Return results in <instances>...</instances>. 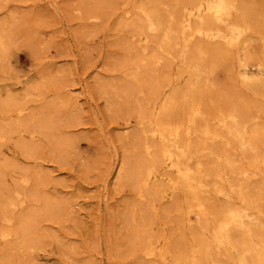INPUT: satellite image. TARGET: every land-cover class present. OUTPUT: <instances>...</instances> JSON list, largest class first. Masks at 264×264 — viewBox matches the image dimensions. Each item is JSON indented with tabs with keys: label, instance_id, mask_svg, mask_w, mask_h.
<instances>
[{
	"label": "bare ground",
	"instance_id": "6f19581e",
	"mask_svg": "<svg viewBox=\"0 0 264 264\" xmlns=\"http://www.w3.org/2000/svg\"><path fill=\"white\" fill-rule=\"evenodd\" d=\"M239 1L148 0L139 4L132 2L130 7L137 9L135 17L129 22L121 18L117 23V28L121 26L129 29V35L126 34L128 36L121 42L128 43L127 48L134 49L133 53L126 54L121 60L123 68L120 77L117 65L115 74L108 72L98 81H93V84L82 83L78 86L79 95L85 101L88 100L89 94L91 97L92 91H96L97 96L106 101L107 111H110L111 105L119 97V79L133 80L121 90L129 100L131 98L137 101L138 97H141L138 102L144 106V112L140 117L136 116L140 118L138 122L143 126L129 136L130 143L123 145L122 158H116L113 184L120 187L129 185L135 200L144 202V206H137L135 203L132 210L128 209L127 202V209L131 212L125 214L123 220L127 229H130V238L134 240L128 244L130 252L135 257L148 260L150 264H224L226 261L218 258L219 250H223L226 259L233 264H264V227L258 221H253L255 215L250 210L249 202V198H253L249 193V183L252 184L253 178L258 176L259 167L264 164V117L257 114L264 111V108L257 105L259 103L256 104L255 99L254 101L252 98H245L244 92H233L235 84L233 91H227L226 94L225 89L228 88L216 78L220 67L235 56L238 68L236 73L241 80V86L254 97H264V33L258 34L261 37L259 42L256 41L259 51L256 58L252 55L257 61V68L255 73H251L247 66L250 62V47L247 41L251 32L256 30V24L253 13H247ZM63 3V13L65 8L71 10L66 0H63ZM163 5L168 6L164 14L159 12V7ZM117 6L116 0H79V19L86 23L88 19L101 18L104 16L103 12L110 14ZM129 11L125 9V14ZM3 26L0 23V56L10 37L5 34ZM80 28L75 33L78 39L87 31L83 29V25ZM167 58H178L184 64L190 81L180 92L172 89L163 96L161 83L156 86L154 81L147 82L151 78L148 69L149 66L160 64ZM58 73H62L61 68L46 67L38 73V78L28 82L25 88L39 91L44 86H50L52 89L58 88L60 93L63 81ZM203 90H206L204 95L208 94L207 92L212 94L205 96L208 100L197 95ZM219 90L224 93H219ZM242 94L245 95L241 96ZM76 97L71 98L75 100ZM179 97L184 98L183 100L187 97L182 105L177 104ZM21 99L22 97L9 92L0 94V111L6 114L8 110L14 109L18 119L24 110L20 105ZM158 101L159 113L148 115L155 109ZM52 102H49L50 105ZM17 119L7 122L6 125L0 122V140L8 137L20 125H36L46 135L49 134L48 130H51L53 123L51 119L35 113L24 123ZM211 119L214 120V126L213 122L210 123ZM221 138L225 143H234L241 158L236 153H218L212 144ZM46 139H49L50 148L54 150L55 160L63 162L67 149L73 146V135L49 136ZM17 142L27 153H35V144L23 140ZM137 151H141L142 155L139 156ZM130 154L134 155L133 158H130ZM202 155L214 160L204 165L200 159ZM262 172L261 170L260 173ZM43 176L49 178L51 174L38 169H25L19 180L22 189L15 186L0 196V257L7 256L13 248L12 245L5 244L7 240L28 233L31 226L33 228L30 222L32 219H27L24 214L14 215L13 211L17 207L27 200H40L42 207L33 214L55 216L63 211L65 213L67 205L73 200V194L65 197L57 192L48 194L40 191L39 185ZM258 178L254 181V188L258 190L254 200L256 197L264 199V178ZM30 179H34L35 185L29 192H25L24 188ZM208 179L212 180L209 182L211 184H208ZM62 183V180H55V184ZM209 191L224 197L237 193L244 205L233 206L227 201L215 204L207 197ZM251 191L253 192V189ZM164 198H172V204L163 210L164 214L173 213L183 221H190L189 216L193 214L198 226L197 230L191 233V239H185L180 247L176 245L177 242L168 243L165 238L159 239L156 235H149V229L146 231L145 228L149 211L153 209L155 202ZM37 239L25 240L23 247L29 251L33 245L40 242ZM42 240L60 242L54 234ZM84 260L80 264L92 263ZM0 264L3 262L0 261ZM71 264H77L76 260Z\"/></svg>",
	"mask_w": 264,
	"mask_h": 264
},
{
	"label": "rangeland",
	"instance_id": "374dc122",
	"mask_svg": "<svg viewBox=\"0 0 264 264\" xmlns=\"http://www.w3.org/2000/svg\"><path fill=\"white\" fill-rule=\"evenodd\" d=\"M116 1L119 7L117 6L115 11L110 14L105 11L103 17L95 20L88 19L84 23L79 19L81 15L79 0H66L68 8L71 10L65 8L64 13L61 9V6L64 5L63 0H0V23L2 26L4 25L5 34L10 36L7 46L0 56V94L9 92L22 97L20 105L24 108L18 119L14 109L7 111L8 116L0 111V122L6 125L7 122L10 123L17 119L24 123L34 113L45 116L53 122L51 132L48 130L50 135L43 134L36 125H20L8 137L0 140V196L15 186L22 189L19 180L25 169L50 172L51 177L43 176L42 179L46 181L42 180L39 185L40 191L43 193L57 192L65 197L71 194L75 195L67 205L68 210L65 209V213L63 211L55 216L34 215L42 207L40 200H27L22 206L17 207L13 211L14 215L24 214L27 219H32L30 222L33 228L31 226L28 233L21 234L22 236L17 235L7 240V243L5 242L7 245H12L13 250L11 249L7 256L0 257L3 264H71L75 260L77 264H80L84 259L86 262H92L91 264H150L148 260L147 262L146 259L139 256L135 257L130 252L128 244L133 243L134 240L130 238V229H127L123 220L124 215L129 214L136 204L144 206V202L135 200L133 190L129 185L125 186L124 184L125 187L123 185L120 187L113 184L116 158H122L123 145L130 143L131 137L129 136L139 131L143 126L138 122L144 112V106L138 102L141 97L139 96L137 101L131 98L129 100L121 90L125 89L127 84L132 83L133 80L131 78L119 79L117 81L119 97L113 104L111 102L110 111H107L106 101L99 95L97 96L96 91H92L91 97L89 94L88 100L85 101L79 95L80 90L78 89L80 84L89 85L91 82L93 84V81H98L108 72L115 74L117 65H119L120 77V71L123 68L121 60L126 54L134 52V49L127 48L128 43L121 42L125 36L129 35V32L127 33L129 29L121 26L117 28V23L121 18L129 22L135 17L137 9L130 7L134 2L139 4L148 0ZM119 3H123V5ZM239 3L247 13L251 11L250 13H253L255 18L256 30L251 32L249 41H247L251 55L250 57L248 53V60L254 61L248 62L247 66L249 72L255 73L257 61L253 59L252 55L254 58L257 57L259 49L256 41L259 42L260 33H264V25H262L264 24V0H240ZM125 9L130 10L126 13L128 16L125 14ZM167 9L168 6L163 5L159 7V12L164 14ZM82 25L83 29L87 31L81 34V39H78L75 33L78 28L81 29ZM259 30L260 32H258ZM255 52L256 54H254ZM231 58L220 67L216 74L219 82L228 88L225 89L226 94L227 91L228 93L232 92L235 87L233 92L237 91V94L244 92L246 95L242 94L241 96L245 95L247 99H255L256 104L259 103L257 105L264 108V97H254L251 92L245 91L244 86H241V80L236 73L237 59L235 56ZM155 65L149 66L148 74L151 78L148 79L150 82H147L153 83L154 81L156 86H160L161 83L163 96L170 93L172 89L180 92L190 81L184 64L178 58L163 59L160 64ZM46 67L62 69V73L57 74L63 81L62 85H65L61 87L63 88L62 92L60 91L61 94L58 88L52 89L50 86H44L39 91L36 89L26 90L25 85L38 78V73ZM158 83L159 85H157ZM205 92L206 90H203L197 95L202 97L201 99H206V95H212L209 92L204 95ZM220 92L224 93L219 90ZM73 96H77L75 100L71 98ZM68 97L70 98L66 100ZM183 99L179 97L177 104L185 103L187 97L185 100ZM51 101L53 102L50 105ZM159 105L158 101L155 109L148 115L158 114ZM257 114L264 117V111L257 112ZM11 119L12 121H10ZM212 122L214 126V120L211 119L210 123ZM124 127L126 128L124 129ZM65 135H73V146L67 149L64 161L60 162L55 160L54 150L50 148L49 139L46 138ZM19 140L35 144V153L29 154L23 148L21 149L17 142ZM212 145L218 153L220 151L221 153H236L239 157V150L232 142L225 143L221 138L214 141ZM137 153L139 156L142 155L141 151H137ZM133 156L130 154V158ZM200 159L204 165L214 160L212 157L204 155ZM3 161L5 162L2 163ZM262 166L259 167V173H257L259 178L257 176L251 181L252 184L249 183V193L253 198L258 193V190L254 188V181L260 177L264 178V164ZM261 170L262 173H260ZM55 180H62L63 183L55 184ZM210 181L212 180H207L208 184H211ZM34 185V179H30L24 188L25 192H29ZM209 192L207 197L215 204L227 201L233 206L244 205L237 193L224 197L213 194L212 191ZM253 198H249L250 210L255 215H252V217L254 216L253 221H258L264 227V199L256 197L254 200ZM130 203L134 205L132 206ZM171 204L172 198H164L155 202L153 209L148 213V224L146 223L145 228L146 231L149 229V235H156L155 237L159 239L165 238L168 243L172 241L175 244L177 242L176 245L180 247L184 244L185 239H191V233L197 230L198 226L194 221L193 214L189 216L190 221H183L181 217L173 213L164 214L163 210ZM13 227L15 226L13 225ZM50 234L56 235L60 242L42 240ZM30 237L38 238L37 240L40 242L33 245L34 247L29 250V253L23 246L25 240H30ZM218 258L222 261L225 260L226 264H233L226 259L223 250H219Z\"/></svg>",
	"mask_w": 264,
	"mask_h": 264
}]
</instances>
